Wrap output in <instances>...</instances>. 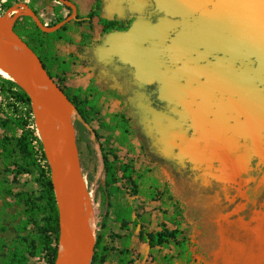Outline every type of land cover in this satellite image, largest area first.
Segmentation results:
<instances>
[{
	"label": "trees",
	"instance_id": "trees-1",
	"mask_svg": "<svg viewBox=\"0 0 264 264\" xmlns=\"http://www.w3.org/2000/svg\"><path fill=\"white\" fill-rule=\"evenodd\" d=\"M52 1H56L57 5L52 8L51 21L46 24L54 25L71 12L68 5L58 0H0V16L10 6L20 2L28 4L39 16V11ZM101 11L102 0H95L85 16L87 18L71 20L54 32H43L29 16L18 18L13 29L37 54L50 77L70 99L76 115L81 120L74 122L76 141L88 134L97 138L104 169L103 183L98 187L107 206L114 208L115 220L119 229L123 231L110 233L111 239L117 238L124 243L117 250L114 264H133L136 256L129 247L132 236H136L139 242L146 245L150 257L149 264H194L190 230L185 225L186 213L195 218L198 228L202 231L199 246L206 245L211 250L210 243L214 230L221 225L236 226L235 219L248 221L254 210L264 205V188L257 194L248 193L251 187L248 183L238 190L236 186L205 176L193 163L182 165L175 159H166L157 152L146 153L148 161L136 166L133 160L120 159L113 146L105 148L99 142L101 136L97 130L86 128L83 122L96 120L98 127L105 130L110 137L115 131L119 132L117 141L120 145L127 141L132 131L131 119L122 110L106 112L101 116V98L115 97L118 94L112 90H99L89 85L85 88L66 86L67 75L73 71L78 58L74 54H69L68 57L61 59L55 54L57 44L74 43L73 34L81 26L84 27L80 32L81 42L84 43L91 38L93 17H98V23L104 33L124 32L129 29L131 20L107 19L101 15ZM77 16L80 17L79 14ZM41 21L45 23L42 19ZM0 90L14 94L16 98L10 105L11 114H5V118L0 121V127L12 131L0 138V264H29L33 258L43 260L47 264H55L60 237L59 210L41 140L34 134L35 128L29 127L33 124L30 100L13 80L2 74ZM238 93L241 92L235 91L226 95L225 101ZM160 100L163 106L159 107L154 103L153 107L165 111L168 103ZM260 101L264 103V100ZM18 103L21 107L17 105ZM16 129L20 130L19 135L16 134ZM243 141L237 150L228 151V156L233 159H239L241 156H247L250 160L255 159L251 151V138H245ZM86 146L92 166L84 163L81 165L86 190L89 193V185L97 171L99 158L94 142H87ZM41 159L45 164L40 163ZM159 165L164 166L174 184L179 185L178 193L171 189L170 183L160 180L155 175L154 171ZM1 172L12 175L11 181L22 174H33L39 187L37 191L22 188L14 190L13 184L1 176ZM118 183L121 184V188L143 197V202L159 201L161 216L155 223L156 229L153 228L154 222L149 213L136 212L138 208L143 209V203L133 206L130 202H122L115 196L113 190L118 187ZM197 194L205 201H197L195 198ZM11 208H15V211L10 212ZM213 218L218 220L214 221ZM5 219L9 221L10 226L2 222ZM96 226L97 239L90 264L105 262L112 249L105 238L109 231L105 222L96 219ZM10 227L14 234L7 239L3 233ZM259 264H264V252L260 256Z\"/></svg>",
	"mask_w": 264,
	"mask_h": 264
},
{
	"label": "water",
	"instance_id": "water-1",
	"mask_svg": "<svg viewBox=\"0 0 264 264\" xmlns=\"http://www.w3.org/2000/svg\"><path fill=\"white\" fill-rule=\"evenodd\" d=\"M58 1L68 5L71 12L54 25L43 23L22 2L10 6L0 16V68L2 75L13 80L30 100L50 169L59 226L62 217L75 223L65 232L69 251L60 254L57 250L55 264L70 256L76 234L87 243L64 264H90L97 233L85 211L86 181L73 119L76 110L37 54L13 29L15 21L23 16L31 17L43 32H54L71 20L87 18L77 16L73 1ZM179 15L183 18L166 25L158 63L152 65L155 70L151 76L157 81L159 99L168 104L177 102L180 113L187 117L225 101L226 95L235 91L264 100V0H194ZM29 75L38 82L31 81ZM43 114L54 125V137L46 131ZM63 166L70 168L67 182L57 174ZM61 236L60 229L59 242Z\"/></svg>",
	"mask_w": 264,
	"mask_h": 264
},
{
	"label": "rangeland",
	"instance_id": "rangeland-1",
	"mask_svg": "<svg viewBox=\"0 0 264 264\" xmlns=\"http://www.w3.org/2000/svg\"><path fill=\"white\" fill-rule=\"evenodd\" d=\"M74 2V0H73ZM75 3V2H74ZM57 5L56 1L50 2L48 5H45L40 11V19L45 23H49L52 18V8ZM79 46H73L72 44L59 43L57 44L55 54L64 59L77 52ZM81 61V62H78ZM76 64L85 63V59L79 60ZM113 62L118 64L117 68L111 67V71L115 75V78L120 82L122 89L115 90L118 94L115 97H102L100 100L101 107V116L106 112H113L122 110L124 111L129 118L131 119V133L129 134L127 141L120 145L117 141L119 132L115 131L112 137L108 133L100 129L97 125L96 120H88L83 122V124L88 128H93L97 130V133L101 138L99 142L103 144L105 148L108 146H113L117 156L124 160H133L136 166H140L142 163L148 161L146 153L148 152H157L164 156L166 159L171 158L175 159L178 163L185 165L187 163H193L194 166L200 170L205 176L212 177L216 180L223 181L225 183L236 186L238 190L242 186L250 183L251 187L248 190V193L257 194L264 188V140L260 141L261 144H256L252 140L251 151L257 147V155L255 159L250 160L247 156L238 157L239 159H233L228 156L227 150L226 154L220 151L218 153H204L206 149L202 148L204 145V140L207 135H202L201 130L209 122H214L215 131L212 132V142L217 144L219 142V136L221 135L222 125H225L227 122L223 123L220 116L216 112L219 110L217 104H214L215 108L211 109L208 113H204L198 116L199 127L197 129H187L189 126L185 122V118L179 111V105L177 102H170L165 111H161L160 119H154L156 112L153 109V104L162 107V102L159 99V87L158 84H149L144 87L139 83L140 80L133 81V68L126 66L125 73L121 74L120 67H122L125 62L123 59L114 57ZM76 64L73 66V71L68 73L67 79L65 81L66 86L77 87L80 86L85 88L89 82L87 73L82 71H74ZM86 71V70H84ZM127 77V78H126ZM131 80L126 83L127 80ZM72 85H70V84ZM78 84V85H77ZM147 85V84H146ZM126 87V88H125ZM238 95H243L239 93ZM237 95V96H238ZM16 100L15 95L9 92H2L0 90V121L5 118V114H11L10 105ZM18 106L21 107V104L18 103ZM152 108V109H150ZM245 110L242 107V112ZM32 112V111H31ZM207 114V116H205ZM257 118H261L260 113H256ZM244 116L241 121L242 124H248L249 119H256L253 115L249 116L248 113H244ZM250 117V118H249ZM74 122L80 120L79 116L76 113H73ZM81 121V120H80ZM231 121V120H230ZM32 122L29 127L31 129L35 128L34 134L40 138V135L35 127L34 119L32 115ZM229 123V122H228ZM10 128V123L7 124ZM11 129L6 130L3 127H0V138L5 134H10ZM204 132L206 130L204 129ZM223 132V131H222ZM20 130L16 129V134L19 135ZM208 133V132H207ZM211 133V131H210ZM220 134V135H219ZM264 134V133H263ZM262 134V136H263ZM208 136L209 133H208ZM97 138L94 135H85L79 141H77L79 148V155L81 163L92 166V161L87 150L86 143L94 142L95 149L97 150L99 164L97 165V171L90 182V192L86 190V198L91 206V213L94 220V225L96 226V219L99 221H104L107 229L109 230L105 234L108 245L111 246V251L108 254V257L103 263L95 264H114L117 258V250L123 246L119 239H111L110 233H123L119 229V225L115 220V213L113 207H108L107 203L102 199L99 184L103 183V162L99 151V143L96 141ZM244 139H240L242 142ZM244 142V141H243ZM35 144V142H33ZM262 152L259 154V148ZM239 148V147H238ZM237 148V149H238ZM37 149V145H36ZM236 149V150H237ZM226 155V156H224ZM245 161L248 163L246 167L239 169L238 165L235 162ZM47 165L48 162L45 160ZM45 161L41 159L40 163L45 164ZM49 167V165H48ZM92 168V167H91ZM155 175L162 181H166L171 184V189L178 193V186L174 184L170 173L167 169L159 165L154 171ZM1 176L7 179L8 182L13 184L14 190L26 189L37 191L38 184L35 180L33 174H22L17 177L16 180H12V175L9 173L1 172ZM229 178V179H227ZM226 179V180H225ZM117 188L113 190V193L116 197L122 202H130L133 206H137L143 203V209L138 208L136 212H147L150 214L153 220V228L156 229L155 223L158 221L161 216L159 211L160 203L159 201H144V198L132 194L128 189L121 188V184H117ZM194 196V195H193ZM194 198V197H193ZM197 201L203 200L200 194H197L195 197ZM112 200V199H111ZM10 212H14L15 208L9 209ZM185 225L188 226L190 230L191 238V249L193 251V256L195 258L194 264H259L260 256L264 252V205L255 209L253 215L248 221H241L238 219L234 220L236 226H223L218 227L217 230H214L212 233L211 241V250L208 246H199L200 237L202 231L198 228L197 221L193 216L188 215ZM214 221L218 219L213 218ZM17 221V220H16ZM3 223L9 224L7 219L2 221ZM10 226V224H9ZM32 227V225H31ZM97 227V226H96ZM14 234L13 229L10 227L8 231L3 233V235L10 239ZM129 247L134 251L133 264H149L150 257L148 255L147 247L145 244L138 241L136 236L130 238ZM207 254V256H205ZM29 264H47L43 260L33 258Z\"/></svg>",
	"mask_w": 264,
	"mask_h": 264
},
{
	"label": "crops",
	"instance_id": "crops-1",
	"mask_svg": "<svg viewBox=\"0 0 264 264\" xmlns=\"http://www.w3.org/2000/svg\"><path fill=\"white\" fill-rule=\"evenodd\" d=\"M94 1L74 0L77 6V14L80 17H85ZM193 2L194 0H102L101 15L103 17L123 21L131 20V25L124 32L104 33L102 32V26L98 23V17H93L92 36L84 43L81 42L80 32L84 30V27L81 26L73 34L74 43L72 45L74 47L79 46L77 52L73 54L79 60L85 59V63L76 64L77 68L74 71L83 70V72L87 73L89 82L86 86L96 87L99 90L117 91L122 89V86H120V82H118L110 69L111 67H118V64L112 61L114 57H117L125 62L120 67L121 74L125 73L126 66H131L133 68V81L140 80L139 83H142L141 85L144 87L154 84L157 81L154 76H151L155 70V66L153 70L152 65L158 63V52L164 41L161 37L165 35V27L173 21L182 19L183 16L179 15V11L186 9ZM130 81L128 79L126 83ZM238 94H235L227 101L217 104L219 108L216 111L218 116L223 120V123L227 122L226 129L225 125H222L223 132L220 131L221 135L219 134V142L217 144L212 142V135H214L212 132L215 131V127H213L215 123L213 121L209 122V118L205 127L202 128L201 134L207 135L204 145L201 143L202 148L206 149L204 153H218L221 149L223 154H226L229 148L236 150L240 147V139L252 138L257 145L261 144V140H264V103L260 101L257 95H248L246 97ZM213 107L214 105L205 107L204 110L199 111L193 117L183 116L186 124L189 125L186 130L191 128L198 130V116L208 113ZM242 107L245 108L243 112ZM153 110L156 112L154 119H160L161 110ZM244 113H248L249 116L254 114L256 119L251 118L247 121V125L245 123L242 124L241 119L245 117ZM256 113L261 114L260 119L257 118ZM204 129L206 132H204ZM207 132L210 136H208ZM260 146L264 148V146ZM258 148V153L260 154L262 150L260 147ZM252 154L257 155V147L252 150ZM235 164L241 169L246 167L248 163L240 160L235 162Z\"/></svg>",
	"mask_w": 264,
	"mask_h": 264
},
{
	"label": "bare ground",
	"instance_id": "bare-ground-1",
	"mask_svg": "<svg viewBox=\"0 0 264 264\" xmlns=\"http://www.w3.org/2000/svg\"><path fill=\"white\" fill-rule=\"evenodd\" d=\"M1 22H2V19L0 18V24H1ZM8 51L11 52V49L8 48ZM0 73L4 74V72L2 71L1 68H0ZM29 79L35 83L38 82L37 78L33 75H29ZM43 116H44V120H45V128H46L47 133L49 134L50 137H54L56 134L54 125L52 124V122L48 119V117L45 114H43ZM59 152H61V151H59ZM57 174L63 182H67L69 175H70V168L63 166L58 170ZM85 211L88 215V219H89L90 224L94 225V220H93V216L91 213L90 203L87 200V198L85 200ZM74 226H75V223L71 222L66 217L61 218L60 229L62 232V236H61L60 242L58 243V251L60 254L69 251V246H68L67 241H66V233L65 232H66L67 228L74 227ZM86 243H87L86 239H84V238L80 237L78 234H76L75 243L72 245V248H73L72 253L70 254V256L68 258L61 260L59 262V264H64V263L68 262L69 260L75 258L78 255L79 251L86 245Z\"/></svg>",
	"mask_w": 264,
	"mask_h": 264
},
{
	"label": "flooded vegetation",
	"instance_id": "flooded-vegetation-1",
	"mask_svg": "<svg viewBox=\"0 0 264 264\" xmlns=\"http://www.w3.org/2000/svg\"><path fill=\"white\" fill-rule=\"evenodd\" d=\"M40 18V17H39Z\"/></svg>",
	"mask_w": 264,
	"mask_h": 264
}]
</instances>
